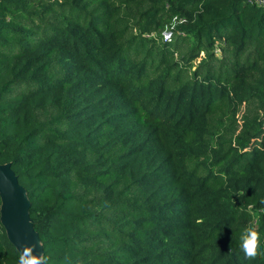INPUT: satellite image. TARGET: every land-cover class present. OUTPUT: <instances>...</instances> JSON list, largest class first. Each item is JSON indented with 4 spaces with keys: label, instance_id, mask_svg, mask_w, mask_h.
<instances>
[{
    "label": "trees",
    "instance_id": "trees-1",
    "mask_svg": "<svg viewBox=\"0 0 264 264\" xmlns=\"http://www.w3.org/2000/svg\"><path fill=\"white\" fill-rule=\"evenodd\" d=\"M8 162L47 264H264V6L0 0Z\"/></svg>",
    "mask_w": 264,
    "mask_h": 264
},
{
    "label": "water",
    "instance_id": "water-1",
    "mask_svg": "<svg viewBox=\"0 0 264 264\" xmlns=\"http://www.w3.org/2000/svg\"><path fill=\"white\" fill-rule=\"evenodd\" d=\"M0 197V219L10 241L19 252L23 245L35 244L34 253L42 254L39 234L29 213L31 202L10 162L0 164Z\"/></svg>",
    "mask_w": 264,
    "mask_h": 264
},
{
    "label": "clouds",
    "instance_id": "clouds-1",
    "mask_svg": "<svg viewBox=\"0 0 264 264\" xmlns=\"http://www.w3.org/2000/svg\"><path fill=\"white\" fill-rule=\"evenodd\" d=\"M235 195L241 196L244 193L237 192ZM241 250L247 259L253 260L264 253L260 250L259 233L258 231L249 226L241 234ZM35 244L33 245H23L22 251H20L18 264H47V258L43 254L37 255L34 253Z\"/></svg>",
    "mask_w": 264,
    "mask_h": 264
},
{
    "label": "built area",
    "instance_id": "built-area-1",
    "mask_svg": "<svg viewBox=\"0 0 264 264\" xmlns=\"http://www.w3.org/2000/svg\"><path fill=\"white\" fill-rule=\"evenodd\" d=\"M249 1L252 3L258 4V5L264 6V0H249ZM170 36H171V32L165 31L164 38L169 39Z\"/></svg>",
    "mask_w": 264,
    "mask_h": 264
}]
</instances>
